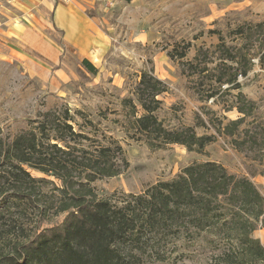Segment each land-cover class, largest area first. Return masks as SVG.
<instances>
[{
	"label": "rangeland",
	"instance_id": "374dc122",
	"mask_svg": "<svg viewBox=\"0 0 264 264\" xmlns=\"http://www.w3.org/2000/svg\"><path fill=\"white\" fill-rule=\"evenodd\" d=\"M232 1L0 0V139L9 143L37 132L47 117L69 116L76 136L57 148L80 161L109 149L119 172L96 178L76 165L66 184L21 165L33 180V196L18 203L9 193L14 207L0 216V261L40 231L60 226L67 215L60 210L77 191L119 204L175 179L188 165L210 161L248 178L264 196V2L235 9ZM235 71L238 88L215 81ZM142 72L167 86L154 112L162 127L212 138L201 151L149 141L136 129L142 112L134 90ZM239 107L247 115L230 136L224 128L243 117ZM244 138L238 149L235 142ZM252 235L264 246V228ZM154 243L139 264H218L221 249L231 246L208 232Z\"/></svg>",
	"mask_w": 264,
	"mask_h": 264
},
{
	"label": "trees",
	"instance_id": "16d2710c",
	"mask_svg": "<svg viewBox=\"0 0 264 264\" xmlns=\"http://www.w3.org/2000/svg\"><path fill=\"white\" fill-rule=\"evenodd\" d=\"M183 56L184 53L180 54V58ZM229 61L234 62V58ZM81 63L87 71L95 72L86 59ZM248 70V66L242 68L239 75H246ZM228 73L217 74L215 81L238 88L237 72ZM166 91L164 82L147 72L141 73L134 90L142 112L135 118L136 129L149 141L201 151L212 138L197 136L192 128L167 131L154 116L160 106L156 97ZM238 97L246 102L242 94ZM237 111L243 117L230 121L224 128L230 136L247 115L242 107ZM71 120L69 116L47 117L37 132L19 134L9 143L0 139V216L14 207L11 191L18 203L33 196L30 187L33 180L21 165L54 173L66 184L70 183L76 165L88 167L89 173L98 175L96 178L119 173L113 167L109 149H102L93 159L80 161L57 148V144L68 145L69 137L76 136L68 123ZM51 141L56 143L50 144ZM245 144V138L235 142L238 149ZM77 192L62 206L60 211L67 215L60 226L40 231L14 248V257L6 256L0 264H139L148 248L158 245L153 244L156 238H180L200 232L230 242V247L221 249L218 264H264V246L252 235L257 226L264 228V196L248 178L229 174L218 163L188 165L175 179L159 182L142 194L127 195L119 204L89 200L91 193Z\"/></svg>",
	"mask_w": 264,
	"mask_h": 264
},
{
	"label": "crops",
	"instance_id": "0c3cea01",
	"mask_svg": "<svg viewBox=\"0 0 264 264\" xmlns=\"http://www.w3.org/2000/svg\"><path fill=\"white\" fill-rule=\"evenodd\" d=\"M251 2H253L252 0H237V1H232L230 4L231 6L230 7H235V9H240L239 7L240 6H243V8L245 7H249V5L251 4ZM261 2H264L261 1ZM55 12L56 11V4H54L53 8H52V12Z\"/></svg>",
	"mask_w": 264,
	"mask_h": 264
},
{
	"label": "built area",
	"instance_id": "2783aa9c",
	"mask_svg": "<svg viewBox=\"0 0 264 264\" xmlns=\"http://www.w3.org/2000/svg\"><path fill=\"white\" fill-rule=\"evenodd\" d=\"M238 77H239V78H241V76H240V75H239Z\"/></svg>",
	"mask_w": 264,
	"mask_h": 264
}]
</instances>
